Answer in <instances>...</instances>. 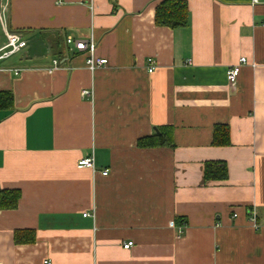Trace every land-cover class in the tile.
<instances>
[{
    "label": "crops",
    "instance_id": "crops-1",
    "mask_svg": "<svg viewBox=\"0 0 264 264\" xmlns=\"http://www.w3.org/2000/svg\"><path fill=\"white\" fill-rule=\"evenodd\" d=\"M160 1L2 0L0 55L5 31L25 41L0 58V190L20 191L0 208L3 264H264V0H185L175 29L155 24ZM91 34L93 72L65 41ZM165 125L173 147L137 144ZM206 161L227 178L206 181Z\"/></svg>",
    "mask_w": 264,
    "mask_h": 264
},
{
    "label": "trees",
    "instance_id": "trees-1",
    "mask_svg": "<svg viewBox=\"0 0 264 264\" xmlns=\"http://www.w3.org/2000/svg\"><path fill=\"white\" fill-rule=\"evenodd\" d=\"M154 22L158 26H166L171 29L186 27L189 22L188 6L185 0H161L155 7ZM13 105L12 93L8 90L0 91V109H9ZM231 143L229 126L225 123H216L213 126L212 144L215 146H226ZM140 147H173L172 128L165 125L159 126L158 132L138 139ZM206 181L225 180L228 176L227 165L224 161H206L203 168ZM20 197L18 189L0 190V208L13 209L16 207ZM183 217H176V223H182ZM22 232V231H21ZM20 231H15V242H32L34 232L25 230L23 234L29 233V237H22Z\"/></svg>",
    "mask_w": 264,
    "mask_h": 264
},
{
    "label": "built area",
    "instance_id": "built-area-1",
    "mask_svg": "<svg viewBox=\"0 0 264 264\" xmlns=\"http://www.w3.org/2000/svg\"><path fill=\"white\" fill-rule=\"evenodd\" d=\"M258 0H252L253 3L257 2ZM0 22L3 24L2 21V14L0 13ZM6 36V43L1 49V55L0 58H5L10 56L11 54L19 51L24 45L25 41L20 38L18 34L15 33H9L7 31L4 32ZM66 44L68 46H72L76 51L84 52L86 57H85V64L86 68L93 72L97 68L104 66L107 63V59L103 57H96L95 56V48H96V42L93 38V35L91 34L88 38L86 39H74L71 36L66 37ZM245 63V57H240L238 64H235L231 68H229L226 72V79L229 84H234L236 82V78L238 76L240 66L241 64ZM147 71L152 72L155 68L153 64V60L151 58L147 59ZM58 65L57 60H53V66L52 68H56ZM51 70V68L49 69ZM82 95H90L91 92L89 90H82L81 92ZM78 167H87V168H93L94 169V159L93 156H87L83 157L77 162ZM101 173L103 175L107 174V170H102ZM86 215V214H85ZM235 216V214L233 215ZM249 220L251 221L252 225L256 227V214L255 212H250V217ZM133 245L132 241H128L126 243H123V248L127 249L130 246ZM45 264H51L50 261L45 260ZM0 264H3L0 261Z\"/></svg>",
    "mask_w": 264,
    "mask_h": 264
},
{
    "label": "rangeland",
    "instance_id": "rangeland-1",
    "mask_svg": "<svg viewBox=\"0 0 264 264\" xmlns=\"http://www.w3.org/2000/svg\"><path fill=\"white\" fill-rule=\"evenodd\" d=\"M2 3H3L2 0H0V6H2ZM0 13L2 14L1 10H0Z\"/></svg>",
    "mask_w": 264,
    "mask_h": 264
}]
</instances>
